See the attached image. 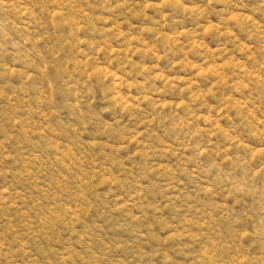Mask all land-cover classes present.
<instances>
[{
    "label": "rangeland",
    "instance_id": "rangeland-1",
    "mask_svg": "<svg viewBox=\"0 0 264 264\" xmlns=\"http://www.w3.org/2000/svg\"><path fill=\"white\" fill-rule=\"evenodd\" d=\"M0 264H264V0H0Z\"/></svg>",
    "mask_w": 264,
    "mask_h": 264
}]
</instances>
